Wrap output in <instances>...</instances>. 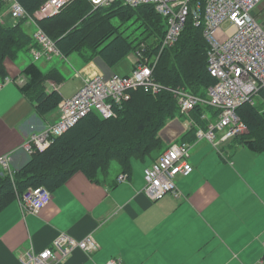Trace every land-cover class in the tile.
I'll use <instances>...</instances> for the list:
<instances>
[{
	"label": "crops",
	"instance_id": "1",
	"mask_svg": "<svg viewBox=\"0 0 264 264\" xmlns=\"http://www.w3.org/2000/svg\"><path fill=\"white\" fill-rule=\"evenodd\" d=\"M119 69L114 71L99 56L88 55L77 71L78 86L61 96L73 95L86 78L131 70L123 65ZM47 78L52 85L47 87L45 78L36 92L62 85L60 79ZM36 92L24 94L12 83L0 90V159L9 156L15 167L27 162L28 136L59 118L58 109L56 116L35 110ZM185 120L174 119L183 127L180 133L177 128L170 132L178 133L170 144L178 142L188 129L190 119ZM202 141L189 142L197 155L205 145L198 144ZM236 142L219 145L222 159H197L190 175L177 178L178 195L154 201L143 192L145 172L132 174L131 168L124 173L120 162L119 173L111 175L109 168L94 180L77 171L51 190L52 200L38 214L23 209L17 192L0 211V264H21V252L40 251L61 232L78 239L93 235L98 248L91 253L77 249L60 264H103L115 257L122 264H261L264 152ZM195 154L191 151L190 160ZM123 173L126 179L119 181Z\"/></svg>",
	"mask_w": 264,
	"mask_h": 264
},
{
	"label": "built area",
	"instance_id": "2",
	"mask_svg": "<svg viewBox=\"0 0 264 264\" xmlns=\"http://www.w3.org/2000/svg\"><path fill=\"white\" fill-rule=\"evenodd\" d=\"M10 3L12 20L25 19L36 24L32 47L36 60L54 55H63L56 42L47 34L38 20L59 15L70 0H46L31 15L19 0H5ZM94 4H110L115 0H92ZM131 7L149 5L164 19L166 33L162 47H171L179 39L188 22L202 28L207 42V64L215 82L205 93H197L184 87L166 86L159 82L154 71L158 56L135 55L133 68L127 73H113L110 76L98 74L85 79L83 86L72 96L63 97L58 105L59 118L53 124L28 136L25 146L27 154L48 148L56 137L66 133L90 113L100 118L117 116L125 103L132 97V91L144 89L158 94L168 90L174 94L179 107L189 113L197 107H211L201 118L205 126H199L196 139L209 140L215 146L236 140L248 132L247 123L238 109L246 102L257 104L264 91V26L258 21L256 10L264 0H121ZM103 2V3H102ZM0 18V23H3ZM11 79L0 80V88ZM196 124L193 119L186 123L188 129ZM191 143L186 141L170 144L145 170L143 192L158 200L168 194L178 195L176 177L188 176L194 166L190 160ZM0 165L7 171L16 168L9 156L0 159ZM126 174L119 176L125 181ZM24 210L38 214L52 200L51 191L45 186L29 187L18 195ZM264 246V242H263ZM97 241L93 235L82 239L61 232L50 246L40 251L26 249L19 255L21 264H60L71 254L82 249L96 251ZM103 264H122L119 258H111ZM264 264V256L261 260Z\"/></svg>",
	"mask_w": 264,
	"mask_h": 264
},
{
	"label": "trees",
	"instance_id": "3",
	"mask_svg": "<svg viewBox=\"0 0 264 264\" xmlns=\"http://www.w3.org/2000/svg\"><path fill=\"white\" fill-rule=\"evenodd\" d=\"M20 1L31 11L37 10L43 2ZM81 1H73V5L66 11L64 21L58 26L52 23L58 15L39 20L64 56L79 52L84 45L97 52V56L108 66L115 67L130 53H142L148 57L157 55L159 61L154 75L166 86H184L194 92L205 93L206 88L215 82L208 71L207 42L202 28L195 26L192 20L173 46L163 48L165 21L152 6L139 7L151 10L157 15L159 19H155L153 23L149 17H141L137 11L139 7L129 9L121 0H115L108 5L93 4L101 10L97 11L100 18L108 22L105 29L96 32V26H101V23L99 19L94 20V12L89 18L82 20L81 27H73L75 20L81 18L77 13L87 9ZM116 18L118 24L114 22ZM130 20H134L132 25L138 23L136 30L129 31L130 26L127 27L125 23ZM25 22L20 19L12 24L5 21L0 23V80L7 77L4 64L6 57L14 58L20 50H30L35 44L33 34L24 27ZM155 22L158 26L154 28ZM91 27L94 35L93 39L88 41L84 32ZM107 28V34L97 42L98 34ZM138 29H141L139 34L136 33ZM159 30L161 35H154V32ZM21 74L26 79L18 86L24 94L35 93L38 90L37 85L47 77L61 79V73L56 69L46 75L35 62L26 65ZM35 95V110L42 115L57 109L62 100L59 89L41 90ZM176 107H179L177 99L168 90L158 94L146 92L144 89L133 90L131 99L116 117L103 119L95 113H90L66 133L56 137L48 148L35 150L29 161L12 168L11 172L0 165V211L15 199L17 192L21 193L36 186H45L51 191L64 184L77 171H82L94 180L99 173L108 172L112 159L122 164L124 173H129L132 158L144 159L146 154L162 144L159 133L170 119L175 118ZM206 111L211 112V107H197L185 113L186 117L189 116L196 124L184 132L180 137L181 141L197 140L196 132L199 126L206 125L205 120L201 118L202 113ZM238 113L247 123L249 130L236 139V143L255 152H264V91L258 97L257 104L246 102L238 109Z\"/></svg>",
	"mask_w": 264,
	"mask_h": 264
},
{
	"label": "rangeland",
	"instance_id": "4",
	"mask_svg": "<svg viewBox=\"0 0 264 264\" xmlns=\"http://www.w3.org/2000/svg\"><path fill=\"white\" fill-rule=\"evenodd\" d=\"M42 1L41 2L43 4L46 0H42ZM73 1H75V0H70L68 2V4H67L66 8L55 19H53L52 23H54L55 26H58L61 21H64V18H65V15H66V11H67V9H69V7H71V5H73V3H74ZM81 2H83L86 5L87 9H84L83 12H78L77 13V14L81 15L80 16L81 18H79V20H75V22L73 24L74 25L73 27H76V28L81 27L82 20L84 18H89L90 14L92 12H94L95 13L94 20L95 19H99V22L101 23V26L100 25L96 26L95 31L97 32V31H100L101 29H105L107 24H108V22H106V21H104V20H102L100 18V16H99L100 13L99 12H101V10L97 9V7L93 5L94 2L92 0H82ZM20 3H21V1H20ZM42 4L40 5V7L37 10L31 11L28 8H26V10H27V12L29 11L30 13L29 12L28 13L31 14V15L38 14L37 12L43 6ZM95 5H97V4H95ZM102 5H106V4H102ZM127 7L129 9H136L137 8V7H131V6H128V5H127ZM10 8H11V6H10L9 2H6L5 0H0V14H1L0 16H2L1 18L3 19V21H5V23H8V24H12V23H15V22L19 21V20L15 21V20L11 19L10 12H9ZM97 11H99V12H97ZM137 11L140 13L142 18H148L149 17L152 23L155 21V19L158 18L157 15L155 13H153L151 10L148 11L147 9H143L142 7H139V8H137ZM256 14H257L258 21L264 26V1L257 8ZM46 18L47 17H43L42 19H46ZM23 20H25V19H23ZM114 20H115L114 22L116 24L119 23L117 18L114 19ZM38 22H39V20H38ZM133 22H134V20H130V21H127L125 23L127 27L130 26L129 31H131L132 29L136 30V27H138L137 26L138 23H135L134 25H132ZM28 23L29 22H25V26L24 25L23 26L25 27V29L30 31V33L34 34V32L36 30V24H33V25L29 26ZM89 24H90V22H89ZM156 26H158V25L155 22V26H153V27L155 28ZM107 31H109L108 28L106 30H104L101 34H98L99 36L97 38L98 39L97 42L99 41V39ZM140 32H141V29H138L136 33L139 34ZM84 33H85L88 41L93 39L94 33H93V28L92 27L88 28L87 31H85ZM154 35H156V36L161 35L160 34V30L158 32L157 31L154 32ZM31 48H30V50H28V49L20 50L18 52V55L16 57H14V58L6 57V59L4 61V64H5L7 77H11L12 79H14V77L16 75H18L19 77L16 79V81L12 80L10 83L6 84L2 89H4V88L7 89V87L11 83L13 85H15V86H16V84H21V81L25 77L23 74H21L22 70L26 67V65L30 64L31 62H35L46 75H48L54 69H56L58 72H60L61 73L60 81H61L62 85L58 84L59 85L58 86L59 87V91L61 92V94H63V91H68L69 93H72L73 92V88H75V86H78V80L77 79H78L79 75L77 74V71L80 69V67L82 65L85 64L86 57L88 55H90L91 57L97 56V52L95 53L93 50H90L88 47H84V45H83L79 52L72 53L68 57H66L64 55H54L52 57V59H50V60H47L44 57H42L39 60H36L34 58V54H33V51H32ZM81 51H83L84 53H82ZM134 57H135L134 53L128 54L127 57H125L119 63L120 65L118 64L117 66H115V68L112 67V69L114 71L115 70H120L119 68L122 65L127 67V68H129V69H131ZM46 80H47L46 82H48L47 83V87H50V85H52V82L48 81L49 78H46ZM67 83H69V84H67ZM63 86H64V90L60 89ZM82 86H83V82L80 83L79 89ZM38 87L39 86L37 85V89H38ZM181 87H184V86H181ZM184 88H187V89L191 90V88H188V87H184ZM2 89H0V90H2ZM57 109H58V107H57ZM57 109L52 110L53 112L51 111L50 115L51 116H56V114H57L56 110ZM174 113H175L174 114L175 118H178L182 122L186 121L185 118H187V119L190 118L189 116L186 117L185 112L182 111V109L180 107H176ZM175 118L170 119L167 122V124L163 127V129L160 131L159 135H160V137L162 139V144L161 145H159L156 149L151 150L150 153L146 154L144 159L136 158V157L131 159L132 174H134L136 170H139L143 174V172H145L147 167H149V165L151 164L152 159L154 157H156V155L159 156L163 151H165V149L168 147V145L171 143V141L178 134L177 133L176 135H174V134L171 135L170 132L174 128H177L176 131H178L179 133L182 131L183 123H181V122H179V123L176 122L175 123V121H174ZM200 141H202V140H200ZM192 144H193V142H192ZM198 144H205V145L201 149V151L199 152V155H197V153L195 154V150H194L195 149V145H193L191 151H192V153L194 152V154L197 155V157H193L191 159L192 164H196L197 163V159H202V158L203 159L205 158V159H208V160L218 159V158L222 159L219 156V154H218L219 153L218 151L221 148L220 146L217 147V146L214 145V143H212L211 141L206 140V139H204L202 142H198ZM212 152L214 154H211ZM32 154L33 153H30V154L26 153V155H27L26 161L30 160V158L32 157ZM110 165H111L110 166V174L111 175H115L116 173H119L121 171V165H120L118 160L112 159ZM179 176H181V175H179ZM179 176L176 177V182H177V178Z\"/></svg>",
	"mask_w": 264,
	"mask_h": 264
},
{
	"label": "bare ground",
	"instance_id": "5",
	"mask_svg": "<svg viewBox=\"0 0 264 264\" xmlns=\"http://www.w3.org/2000/svg\"><path fill=\"white\" fill-rule=\"evenodd\" d=\"M24 7H25V6H24ZM28 12H29V11H28ZM29 13H30V12H29ZM152 53H153V52H152ZM206 112H208V111H206ZM202 114H203V113H202ZM242 136H243V135H242ZM179 141H180V140H179ZM179 141H178V142H179ZM168 146H169V145H168ZM149 166H150V165H149Z\"/></svg>",
	"mask_w": 264,
	"mask_h": 264
}]
</instances>
